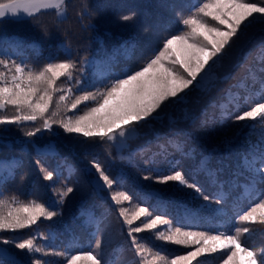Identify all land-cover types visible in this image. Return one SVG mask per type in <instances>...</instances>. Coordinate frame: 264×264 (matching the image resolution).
<instances>
[{
	"label": "trees",
	"instance_id": "obj_1",
	"mask_svg": "<svg viewBox=\"0 0 264 264\" xmlns=\"http://www.w3.org/2000/svg\"><path fill=\"white\" fill-rule=\"evenodd\" d=\"M202 2L67 0L64 17L57 16L54 10H42L34 18L6 16L0 18V58L15 60L33 69L71 59L76 64L73 77L71 80L62 77L60 83L64 88H72L74 99L82 91L95 92L117 77L124 78V74L140 70L163 46L165 38L187 30L180 20L192 14ZM130 12L136 13L133 19L123 21L120 18ZM261 69H264V21L257 17L253 23L242 26V31L226 47L212 69L210 83L193 85L186 90V95L165 102L158 115L141 123L136 136L123 149L98 137L89 139L66 133L59 125L42 129L31 137L25 135L33 128L30 122L19 127L0 126V162L18 164L14 174L2 183L5 196L45 202L56 199L57 189L74 188L57 209L58 216L51 220L42 218L32 229L3 235L11 239L31 234L39 245H50L55 252L71 248L72 254L94 249L95 240L101 239L98 251L102 264H135L137 258L131 250L127 226L118 216L121 205L111 200L112 193L120 191L132 196L131 201L122 203L130 213L141 201H147L141 206L150 210L152 206L159 208L154 215L166 212L174 227L182 226L176 223L181 217H195L188 222L196 231H209L225 221L232 222L238 211L259 202L256 194L250 199L244 197L249 174L239 162L242 154L256 145L264 134V121L257 118L237 122L234 116L256 102L253 99L246 104L244 97H254L260 91L264 80ZM91 106L94 105L83 102L76 114H82ZM177 143L180 151L176 150ZM161 145L167 149L168 160L179 161L180 167L203 187L205 194L214 195L222 186L226 198L219 204L214 201L209 204L193 190L173 182L157 184L143 179L153 168L167 167L159 163V157L156 165L145 163L161 151ZM37 160L48 170L55 171L52 181L43 179ZM92 160L100 162L111 177L122 180V186L115 184L111 190L97 186V174L90 164ZM201 161L215 173L216 184L209 180L207 172L200 170ZM257 188L264 191V185ZM139 224L140 221L135 222ZM250 227L254 231L243 238L246 240L244 246L264 247L261 226ZM159 230H164V226ZM219 231L225 229L221 227ZM137 235L141 243L170 259L192 250L159 240L154 231ZM0 247L10 249L24 264H29L25 252L14 245ZM43 259L48 264H61L62 261L66 264L62 257L54 254ZM197 259L199 264H223L226 257L222 252H215ZM237 259L243 264L242 253H238Z\"/></svg>",
	"mask_w": 264,
	"mask_h": 264
},
{
	"label": "snow or ice",
	"instance_id": "obj_2",
	"mask_svg": "<svg viewBox=\"0 0 264 264\" xmlns=\"http://www.w3.org/2000/svg\"><path fill=\"white\" fill-rule=\"evenodd\" d=\"M66 7L67 0H0V18H34L42 10H54L57 16L64 17ZM135 15V12H130L120 18L129 21ZM257 17L264 21V0H203L192 14L180 20L187 30L165 38L163 46L147 59L140 70L132 71L130 75L124 74V78L117 77L95 92L82 91L74 99L72 88H64L60 83L62 77L67 80L73 77L76 64L71 59L49 62L33 69L15 60L0 58V126L19 127L30 122L33 128L25 135L31 137L42 129L59 125L66 133L89 139L98 137L123 149L136 136L141 123L147 122L154 114L158 115L165 102L177 99L181 94L186 95V90L193 85L210 83L212 69L226 47L242 31V26L253 23ZM244 99L246 104L253 99L256 102L235 115L234 120L255 121L259 118L264 121V80L254 97L246 96ZM83 102H90L94 106L87 107L78 115L76 110ZM160 147L161 151L149 157L145 163L156 165L159 157V163L167 167H155L143 179L157 184L173 182L193 190L209 204L213 201L219 204L226 198L222 186L214 195L205 194L203 187L180 167V162H170L167 149L163 145ZM175 147L177 151L181 150L179 143ZM36 163L40 166L43 179L52 181L55 171L48 170L39 160ZM90 164L97 174V186L108 190L115 184L122 186V180L111 177L100 162L92 160ZM239 164L249 174L244 185V197L250 199L256 194L259 202L251 203L247 210L238 211L232 222L225 221L209 231L193 230L188 221L195 217H181L176 223L182 226L174 227L166 212L154 215V212L160 211L159 208L152 206L150 210L141 206L147 201H141L130 213L122 203L131 201L132 196L126 191L113 192L111 200L121 205L118 216L127 226L131 250L137 258L135 264H193V261L199 264L198 257L215 252H222L226 257L223 264H241L237 259L238 253L243 254V264H264V247L244 246L246 240L243 239L254 231L251 225H260L259 231L264 236V191L257 188L264 185V134L256 145H251L250 150L242 154ZM17 166L14 162H0V245H14L16 249L24 251L29 264H48L43 257L53 254L62 257L66 264H102L98 251L102 246L101 239L95 240L94 249L72 254L71 248L55 252L50 245H39L31 234L19 238L13 236L11 239L3 235L32 229L42 218L51 220L58 216L60 213L57 209L64 203L65 197L74 191L70 186L57 189L54 193L56 199L45 202L38 199L24 201L16 195L5 196L2 183L14 174ZM200 170L207 172L213 184L217 183L215 173L206 162L201 161ZM136 221H140L138 226L135 225ZM160 226H164V230H159ZM221 227L225 231H219ZM145 231H154L159 240L191 247L192 250L184 255H173L170 259L161 251H153L146 243H141L137 234ZM0 264L24 262L10 249L0 247Z\"/></svg>",
	"mask_w": 264,
	"mask_h": 264
}]
</instances>
